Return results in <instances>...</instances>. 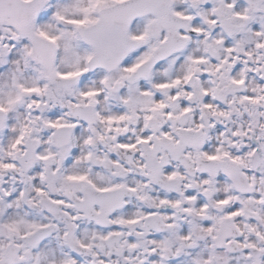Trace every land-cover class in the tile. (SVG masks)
Segmentation results:
<instances>
[{
  "label": "snow or ice",
  "instance_id": "obj_1",
  "mask_svg": "<svg viewBox=\"0 0 264 264\" xmlns=\"http://www.w3.org/2000/svg\"><path fill=\"white\" fill-rule=\"evenodd\" d=\"M0 264H264V0H0Z\"/></svg>",
  "mask_w": 264,
  "mask_h": 264
}]
</instances>
